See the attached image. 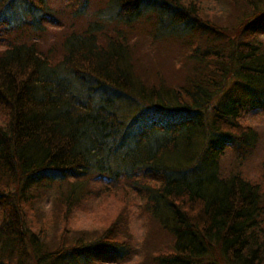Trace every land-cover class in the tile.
Masks as SVG:
<instances>
[{"label": "trees", "instance_id": "16d2710c", "mask_svg": "<svg viewBox=\"0 0 264 264\" xmlns=\"http://www.w3.org/2000/svg\"><path fill=\"white\" fill-rule=\"evenodd\" d=\"M77 1L52 61L38 42L47 19L36 14L47 1L0 0V26L9 17L18 31L0 29V239L16 243L15 257L0 249V264L20 263L24 238L35 247L42 239L65 264H126L130 201L98 234L62 246L71 215L107 182L94 196L120 186L134 194L161 242L145 231L147 254L136 264H264V162L257 181L221 167L231 147L250 159L260 140L242 123V95L250 110L264 109V18L249 23L264 15V0H244L249 19L233 34L206 20L200 0H111L125 34L90 20L75 29L88 3ZM144 6L145 21L155 25L153 14L176 30L158 78L137 72L127 38ZM27 18L33 32L24 33ZM54 181L67 182V195L43 222L31 194Z\"/></svg>", "mask_w": 264, "mask_h": 264}, {"label": "rangeland", "instance_id": "374dc122", "mask_svg": "<svg viewBox=\"0 0 264 264\" xmlns=\"http://www.w3.org/2000/svg\"><path fill=\"white\" fill-rule=\"evenodd\" d=\"M46 1L48 4L47 12H38L36 14L37 17H40L41 19H47V23L43 22L45 25V27L42 28L44 33H42L41 37L38 39L39 48L43 51L51 48V55L54 58L51 60L57 61L60 57L59 48L56 50V47H58L59 44L58 42L66 31L69 29L71 30L69 27L70 24L67 23L69 20L68 14L70 15L73 10H77L80 7L81 2L77 0ZM200 2L204 8L206 20L213 22L222 28L228 29L231 34L238 30V26L242 21L246 20V18L249 19L247 16L250 15V12L248 8H246L244 0H200ZM111 3V0H88L83 18L74 22L75 29H78L82 24H85L90 20V22H98L99 24H102L103 26H101V30L106 32V34L111 33L110 29L112 28L120 29L123 32L122 34H125L126 32L122 28V23H118L116 18L112 19L113 13L108 9ZM262 9L263 8L260 6L258 11L260 12ZM149 11L151 10L148 9L147 6L142 8V15L146 16L133 24L132 28L127 31V38L134 46V56L137 58L135 61L137 72L142 74L146 70L149 72L152 71L155 77L158 78L162 75V66L160 67L161 62L168 54L173 55L176 51L177 45L175 42L172 39L167 38L168 35L175 34L176 30L168 31L167 26L172 28L169 21L163 19L161 24V21L156 19L153 14L150 16V21H154L156 23L155 25L145 21L148 17ZM75 14L77 15V12ZM262 18H264V15H256L249 19V23H256L255 21ZM2 22L3 24L0 26L1 30L9 31L12 29L14 34L18 32L16 24L12 21H10V26H8L9 17L2 18ZM21 25L19 31L24 33L28 31L33 32L31 29L32 20H30V18H27L25 21L23 20ZM260 39L261 41H264V36H261ZM227 90L228 88H226V91ZM232 92L233 91L231 90L230 93ZM242 99L244 100L242 107L246 115V118L243 119L242 123L252 127L256 131L258 137H260V140L250 159L247 158L243 160L242 154H238V151L235 150L234 147H231L222 159L221 167L223 171L226 172L230 169H241L243 173H249L251 175L249 177L257 181L262 179L263 175L260 165L264 162V109L250 110L247 105L249 97L242 95ZM93 182L94 181L91 180L92 184ZM67 186V182H44L33 190L31 195L34 197L36 204L35 208L38 209V214L43 215L40 216V219H42L43 222L51 220V218L44 217V215L47 216L50 214L52 210L51 207H53L56 198L67 195ZM106 186H109L108 182L103 185H95L93 187L94 190H91V197L86 199L80 208L75 210L71 215L69 226L72 228V233L68 235V239L66 238L62 246L66 245L65 250L69 249L71 246L70 244L73 243L83 232L98 234L102 230L101 228L105 225L104 222L114 218L117 211L126 206L130 201L126 207H130L129 211L131 210L128 228L133 238L130 241V249L133 251V256L126 264H136L145 254H147L146 245L143 243L145 231L147 232L148 230L149 234L155 237L156 230L152 223L150 224L151 227L147 229L146 221L149 216L140 210V200L136 199L131 192L124 189L120 190L121 186L114 192H110L106 195L102 193L99 196H94L96 192H103V189H105ZM57 230L58 227L56 228V231H52L49 234V237L53 240L56 238ZM26 235H28L30 240V233H27ZM156 243L160 245L161 242L156 238ZM51 244L54 245V242ZM46 245L48 246V243H46ZM46 245L41 239V242L39 240L37 241V247H35L30 244L27 238H24V252L20 253L19 257H16L20 261L19 264H65L63 259H61V261L59 259H54L55 254L46 252ZM15 246L16 243L12 241L6 240L3 242L2 239H0V249H3L4 253H9L11 251L14 255ZM50 247L51 248H48V251L53 249L52 246ZM44 254L50 256L44 257ZM34 255L44 258L40 260V262H37L34 260ZM15 256L16 255H14V257Z\"/></svg>", "mask_w": 264, "mask_h": 264}]
</instances>
